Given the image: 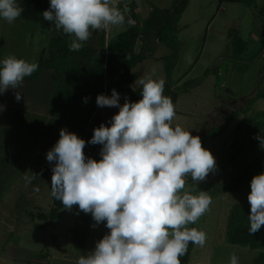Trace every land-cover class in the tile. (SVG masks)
Segmentation results:
<instances>
[{
	"label": "rangeland",
	"instance_id": "1",
	"mask_svg": "<svg viewBox=\"0 0 264 264\" xmlns=\"http://www.w3.org/2000/svg\"><path fill=\"white\" fill-rule=\"evenodd\" d=\"M182 1L114 0L115 5L125 16V23L112 26L109 30H91L92 34L86 41L93 55L104 63V86L110 82L107 67L109 59L113 55L108 44L112 38L130 28L137 29L140 33L134 50L135 54L141 55L143 60H159L157 66L159 73L165 77V67L161 59L169 55L170 51L164 56V49L167 50V47L163 46L160 39L159 28L171 20L176 7ZM17 3L23 7V0H17ZM263 3L264 0H255L251 8L228 4L225 7L227 12L218 14V18L213 24H211V20L216 16L220 6V2L217 1L194 0L182 14L177 25L179 33L175 38L178 61L172 72L171 80L174 82L181 80L187 76L199 59L200 62L182 84L177 87H175L177 84L172 85L175 87L173 91L182 90L184 82L204 80L201 90L207 91L208 98V104L205 102L206 100H196L195 98L193 103H188L185 101L188 99L187 96L184 97L185 100L183 98L184 102L180 103L179 108L190 113L188 116L191 125L196 123L194 120H203L202 123L205 124L206 115L203 112L208 108L213 109L220 104L223 106L224 103L227 105L233 101H243L246 98L248 99L245 105H248L252 102L256 92L264 93L263 45L254 51V57L251 53L240 57L232 56L233 40L237 38L235 36L239 34V39L243 38L250 43V33L254 31L251 14L253 15L255 10H259ZM159 10L168 11V16L165 19L160 17L159 20V13L157 14ZM129 19L132 20L131 24L127 22ZM0 31V58L2 61L8 56H15L32 63L30 61L35 56L33 61L38 63L36 59L38 52L35 51V47H40V50L44 46L46 47L47 53L41 58V61L46 59L49 57L50 44L56 36L52 25L25 20L22 18V14L12 24L0 17ZM229 31H231V35L228 38ZM149 45L152 47L146 49ZM118 57L120 61L126 59V55ZM153 65H155L154 62ZM87 66L89 67L90 64ZM151 69L153 72L156 67L153 66ZM207 72L209 74L205 77ZM141 73L142 71L139 69L133 68L131 72L133 76L128 78L127 82L131 84L142 76ZM85 75L87 77L78 94L79 101L81 94L88 89L89 75L88 73ZM118 85L115 84V87L109 89L105 95L111 96V91L116 90ZM197 93L198 91H195L189 97ZM116 112L114 114H117ZM238 118L232 122L231 127L234 130L230 134L219 136L213 140L214 142L210 141L209 146L207 145L208 150L215 158L216 169L209 172L205 181L200 182L197 186L196 182L192 180L191 174H187L184 178L186 179L185 188L181 190V194L184 191H190V194L197 195L200 190H204L212 197V203L205 214L195 224L187 225L189 228L205 232L207 236L203 247L195 245L190 264H230L232 254L238 257L239 264H255L254 260L264 252V250L255 251L253 247H264V245L251 235L248 237L249 243L246 246L231 244L227 239L226 223L228 220L231 221L230 225L239 223L242 226L250 227V223L245 221V217L238 218L236 216L233 218V214H242L244 211L238 201L246 197L243 194V187L247 186L245 184L250 185L255 175L264 173V149L260 147V141L255 138L257 135L264 136V99L255 103L247 114L238 115ZM209 125L213 127L212 123ZM95 128L94 123L90 121L87 128L88 134L93 135ZM250 139L251 143H246L248 154L243 155V153V157H240L242 163L235 164L231 158L234 143L237 146L240 141ZM85 144L87 148L83 151L87 158L97 161L102 159L99 157L100 150L96 145L88 142ZM36 160L32 164H16L12 178L10 176L9 179H5L2 185L3 189L0 194V264H76L78 258L92 252L96 242L109 234L110 230L106 227V221L93 227L95 221L92 218L83 250L79 251L74 245L73 231L77 225L83 224L82 217L90 213L86 214L79 210L78 205H74L71 210L64 208L54 222L50 219L40 218V215L48 216L54 206V197L51 195V176L55 162L50 166L51 163L47 159L37 158ZM10 165L13 166V161L10 162ZM248 165L251 166L250 170ZM239 170H244V174H238ZM22 172H27L30 175L29 181L19 178ZM230 185L234 187V191L227 190V186ZM241 205L250 208L244 201Z\"/></svg>",
	"mask_w": 264,
	"mask_h": 264
},
{
	"label": "clouds",
	"instance_id": "2",
	"mask_svg": "<svg viewBox=\"0 0 264 264\" xmlns=\"http://www.w3.org/2000/svg\"><path fill=\"white\" fill-rule=\"evenodd\" d=\"M24 11L17 0H0V17L14 23ZM127 11V9H125ZM43 18L57 30L73 37L70 51H79L92 32L123 25L125 16L114 0H50ZM129 24L132 20L127 21ZM0 67V94L21 86L26 76L39 67L22 58L8 56ZM141 99L121 106L120 94H99V107H118L111 126L94 129L88 143L100 144L101 160L86 158L85 141L66 129L47 152L48 162L55 161L51 176V195L65 209L78 205L91 213L96 225L106 221L110 230L96 242L88 255L76 264H181L189 243L204 246L206 233L189 228L205 214L212 197L204 190L197 195L185 188V177L191 174L196 186L216 169L213 154L202 147L199 136H193L179 124L170 97L164 93V79L148 74L139 79ZM22 96L15 92L17 102ZM87 98H85V103ZM4 108L0 105V111ZM264 149V136L255 137ZM249 233L264 226V173L250 183ZM230 264H239L232 254Z\"/></svg>",
	"mask_w": 264,
	"mask_h": 264
},
{
	"label": "trees",
	"instance_id": "3",
	"mask_svg": "<svg viewBox=\"0 0 264 264\" xmlns=\"http://www.w3.org/2000/svg\"><path fill=\"white\" fill-rule=\"evenodd\" d=\"M189 1L190 0H183L176 7L171 20L162 24L159 28L160 39L164 46L170 51L169 55L161 59L167 75L163 94L171 98L175 107V112L178 111L176 108V103L179 97L183 94H187L193 88L198 87L201 84V81H187L184 83L182 90L177 92H174L171 86L172 72L175 69L178 61V51L176 50L175 45V35L179 33L177 24L180 21L182 14L186 10ZM224 2L253 5L255 0H220L221 4ZM49 7L50 0H23L24 11L22 12V18L28 21L52 25L56 36L50 44V51L48 54L49 57L43 59L40 62L39 71H42L45 68H51L61 77V82L55 96L53 116L55 117L56 122L65 125L70 132L75 133L83 140L86 139L90 141L92 135L88 134L87 128L90 121L92 122L97 114L99 106L96 104V98L99 94L105 95L109 89L115 87V84H119L121 87L119 85L116 86V91L120 94L119 101L125 102V99H127L130 102H138L142 98V86L136 90L123 87L126 83L128 84V78L133 76L131 75L133 68L143 60L142 56L136 55L134 51L140 33L137 29L130 28L122 34L111 39L108 44V48L113 53V55H111L107 67V71L110 75V82L104 86V63L99 61L98 58L93 55L92 50L89 48L86 42L83 43V47L79 51L69 50V44L71 43L73 37L64 34L62 29L57 30L53 22L47 21L43 18L42 13L45 10H48ZM158 13L159 20L160 17L165 19V17L168 16V11L166 10H159L157 11V14ZM258 13L264 17V3L259 9ZM243 49L244 43L240 39L234 38L232 45V56L236 57L240 55L243 52ZM119 55H126V59L120 61L118 57ZM87 64H90V66L88 67ZM85 73H88L89 75L87 81L88 89L81 94L79 101L78 94L81 87L83 86L85 78L87 77ZM208 74L209 72L205 74V77H207ZM253 97L254 98L252 99V102H250L248 105H245L248 99L246 98L243 101H233L231 104L227 105L224 103L223 106L217 108L218 110L215 108L211 115L212 121H210V123L213 124V127L209 125L210 123L206 125L201 141L202 147L208 149V144L210 141L214 142L213 140H215L217 137L230 134V132L234 130L231 127L232 122L239 119L238 115H244L251 111L255 103H257L260 99H264V93L256 92ZM85 98H87L86 103ZM208 126L210 127L207 128ZM251 139L240 141L239 145L237 144V146L234 143L233 149L231 151L232 160L235 161L236 156L248 151L246 143H251ZM86 148L87 147L85 144V148L83 150ZM84 154L87 158L86 153ZM6 163L7 161L0 159V194L3 189L2 185L5 182V177L1 178V176L4 174L3 167ZM227 190L234 191V187L232 185L227 186ZM63 208L64 206L61 201L54 198V206L50 214L48 216L40 215L39 217L50 219L54 222L58 219L60 211ZM91 219V213L85 215L82 217L83 224L77 225L73 231L74 245L79 251L83 250L89 233ZM230 224L231 221L228 224L227 239L231 244L246 246L249 243L248 237L251 235L249 233V228L246 227L247 225L242 226L239 223L236 225ZM241 234L242 236H240ZM251 236L258 240V231ZM195 245L196 244L191 242L189 243L186 253L180 257L181 264H190L191 254L193 253ZM253 248L257 249V246ZM254 263L264 264V252L258 255L257 259L254 260Z\"/></svg>",
	"mask_w": 264,
	"mask_h": 264
},
{
	"label": "crops",
	"instance_id": "4",
	"mask_svg": "<svg viewBox=\"0 0 264 264\" xmlns=\"http://www.w3.org/2000/svg\"><path fill=\"white\" fill-rule=\"evenodd\" d=\"M192 1L194 0H190L188 2L186 9L188 8L190 2ZM215 1L220 2V0H213V2ZM228 4L241 5L242 7L245 6L246 8H251L253 6V5L249 6L243 3H229V2H224L222 4L220 3L217 14L212 18L211 24H213L215 20L218 18V14L219 15L225 14L227 12V9H225V7H227ZM258 12L259 10H255L253 15L251 14L254 21V31L250 33L251 34L250 43L246 42L243 38H240V40L244 43V49L243 52L240 55H238L239 57L247 53L248 54L251 53L252 57H254L255 55V54L253 55L254 51L257 48L260 49V47L264 45V42L262 43V41H264V17H262ZM230 35H231V31H229L228 33V38ZM235 37L239 39V34ZM150 46L151 45L147 46L146 49H150L152 47ZM35 49H36L35 51L38 52L36 59L38 60V65H39L41 62V58L46 55L47 50L45 46L41 50L40 47H35ZM164 51H165L164 56L169 53L168 48L167 50L164 49ZM33 59H35V56H33L30 62L35 63ZM0 62H2V58H0ZM153 62L155 63V65H153ZM199 62L200 59L195 64V66ZM158 65H159V60L155 61L153 59H144L141 63H139L137 66L134 67V69L136 70L139 69V71H142L141 73L142 76H140L137 80H134L131 84H129L128 82V84H125L123 87L126 88L128 87L133 90L138 89L141 86L138 84L139 79L148 74H152L153 79H164V81H166L167 75H165V77H163L162 74L160 75L159 68L157 67ZM153 66L154 68L156 67V69L155 71L152 72L151 68ZM195 66L193 67V69L195 68ZM0 67H2V63H0ZM193 69H191L188 72L187 76L190 75ZM187 76L183 77L181 80H178L176 82L171 80V86L177 84L175 85V87H177L179 84H182V82L186 79ZM190 81H195V80H190ZM200 81L201 84L198 87L193 88L187 94H183L179 97L176 103V108L178 111L176 112V116L174 117L172 123L173 126L179 124L185 130L190 131L193 136H199L202 141L205 127L206 125H208V123H210V121H212V116H211L212 111L215 108L217 109L221 107V104L217 107L215 106L213 109L208 108V110H204L203 113L204 115H206L204 120L205 124L202 123L203 120L200 121L194 120L196 123L195 124L192 123L193 125H191L190 118L188 116L190 113H188L185 110L183 111L179 108L180 103L184 102L183 98L185 96H187L188 99L185 100L186 98H184V100L188 103L190 102L193 103L195 101L194 100L195 98L196 100L197 99L206 100L205 102H207L208 104L207 91L201 90L204 86L205 81L196 80L195 82H200ZM60 82H61V77L53 69L45 68L42 71H39V67H38V69L31 76H26L24 78L21 86L17 87L16 89L10 88L3 94H0V105L4 106L3 110L0 111V159L7 161V163L3 167L4 174H2L1 178L5 177L6 180L9 179L10 176L12 178L13 170L15 169L16 164L25 163L27 165L36 162L37 158L46 159L47 152L54 147V145L57 143V141L60 138V130L63 128L66 129L68 132H70L65 125L56 122V119L53 116L55 96L59 88ZM175 87L172 86V90H174ZM195 91L196 92L198 91V93L192 97H189L192 94H194ZM15 92H19L22 96L19 102H17L15 99ZM120 102L121 101H119V103ZM121 104H124V102H121L120 105ZM101 109L103 110L102 112ZM116 111H119L118 107H107V106L99 107L97 110V114L92 121L94 123V126L98 128L101 124H104L105 126L110 127L111 118L115 115L114 113ZM96 146L98 147L99 150H101L102 145L96 144ZM245 153L248 154V151L244 152L243 155H245ZM243 155L241 154L236 157L234 161L235 164L242 163V158L240 157H243ZM12 161H13V166L10 165V162L12 163ZM54 162L55 161L51 162L50 166L53 165ZM247 167L250 170L251 166L248 165ZM239 171L240 173L238 174H244V170H239ZM29 177L30 175L27 172H22L19 178H21L22 180L26 179L27 181H29L28 180ZM245 185L247 186L243 187L244 190L243 194L246 197L238 201L240 207H242L244 211H242V214L241 213H237V215L233 214V217L234 218H236V216L238 218L245 217V221H247L248 223L250 208H246V206L241 205V203H243L244 201L248 206H250L248 201V195L251 192V188L250 185L248 184ZM228 224H229V220L226 223V228H228ZM263 233H264V226H262L261 229L258 231V241L264 245ZM263 250L264 247H258L257 249H255V251L258 252Z\"/></svg>",
	"mask_w": 264,
	"mask_h": 264
},
{
	"label": "built area",
	"instance_id": "5",
	"mask_svg": "<svg viewBox=\"0 0 264 264\" xmlns=\"http://www.w3.org/2000/svg\"><path fill=\"white\" fill-rule=\"evenodd\" d=\"M88 132V131H87ZM85 142H89L88 140L84 139ZM99 157H101L100 153H99ZM102 158V157H101Z\"/></svg>",
	"mask_w": 264,
	"mask_h": 264
}]
</instances>
